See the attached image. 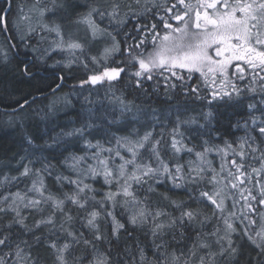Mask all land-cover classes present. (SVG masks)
<instances>
[{
	"label": "snow or ice",
	"instance_id": "1",
	"mask_svg": "<svg viewBox=\"0 0 264 264\" xmlns=\"http://www.w3.org/2000/svg\"><path fill=\"white\" fill-rule=\"evenodd\" d=\"M11 6L12 0L0 5V67L13 82L35 81L41 99L48 98L44 88L55 97L68 76L76 79L74 66L86 78L72 89L107 83L111 91L123 82L134 99L113 96L119 116L113 110L99 118L111 125L131 114L130 122L147 130L103 143L85 138L95 124L62 130V137L82 140L84 150L66 147L58 164L25 133L15 165L10 158L0 167V264H264V0H38L35 25L14 24L16 35L8 26ZM56 53L64 57L48 67H63L44 84L37 73ZM7 91L16 105L8 122L15 117L22 126L37 96L14 95V86ZM57 102L46 105L49 113ZM240 108L246 114L221 132V109L236 115ZM198 136L207 137L199 151L188 146ZM181 153L194 159L181 163ZM48 177L59 191L49 188ZM98 178L107 191L88 182ZM165 182L185 198L160 192ZM245 241L256 255L242 261Z\"/></svg>",
	"mask_w": 264,
	"mask_h": 264
},
{
	"label": "trees",
	"instance_id": "2",
	"mask_svg": "<svg viewBox=\"0 0 264 264\" xmlns=\"http://www.w3.org/2000/svg\"><path fill=\"white\" fill-rule=\"evenodd\" d=\"M32 2L37 4L38 0H12V6L8 13V26L9 31L12 35H15L16 32L13 26L10 25V14L13 11V8L16 4L19 2ZM83 3L86 0H78V2ZM90 0H87V3H89ZM194 3L195 0H192ZM24 3V5H25ZM85 3V4H87ZM4 4V0H0V5ZM84 5V4H82ZM79 11H85L86 9L81 7L78 9ZM11 28V29H10ZM0 40H3L4 42V33L0 32ZM16 42V41H14ZM18 42V41H17ZM21 51V50H20ZM29 56L32 54L28 53ZM58 54V53H57ZM116 59H120V57H116ZM48 65H51L50 61H47V64L42 68V70L37 73V80H43L44 84H48L52 82V74L59 68H62V65H57L56 68H50ZM74 71L76 74V79H73L71 76L67 77V81L65 86L56 93L59 97H65V94H67V101L60 100L63 107H66L64 112L55 114L54 117L50 116L47 119H41L38 118L37 120L35 118V122L32 124H29V127H26L24 131L22 130V135L17 131L16 129H2L0 127V167H3V164L6 163L10 158H13L14 153L23 154L26 145L24 143V135L25 133L31 135L33 139L35 140V143L37 145H40L43 149V154L45 156H48L53 159V163H59L64 155H67V151L65 148L67 147L68 151H75V152H81L84 150V144L82 140L72 138L70 141L74 144L73 146H68L67 141L64 140L66 137H62L60 135L61 131H68L71 130L73 127H80L82 125L86 124H95L98 127L89 128L87 129V132L85 133V138L92 140L95 142L96 140H101L103 143L105 140L111 139L113 136H125L127 135L133 128L138 129L140 134L142 135L144 131L147 130V128L141 127L140 123H131V116H127L126 120H121L119 123L114 124H107L106 122H102L101 120L97 119L98 115H102V111L104 109L105 112H108L107 105L109 102L110 97L116 96L119 97L121 93L123 92L124 95L127 97L128 100L134 99V93H132L129 89H126L123 85V82L116 83L113 85L112 90L109 91V85L107 83L104 84H98V85H85L82 89L77 87L76 89H72L71 85L78 84L80 79H84L85 74L83 69H75ZM0 124L7 125V127H10L8 123H5L4 120H9V114L11 113L12 108H15L16 105L13 102V100L10 98L7 89L9 86H14L19 89L14 95H19L21 92L27 94L28 92H31L32 95L37 96L36 103L32 105L30 109H27V111L23 114V118H31L32 113L39 111L40 109H43V112L40 113L42 116L45 114V112H48V109L46 105L49 104L50 98L53 97L51 92L44 88V92L47 95V99H41L39 96V93L36 91V82H13L11 78V73L7 72L5 69L0 67ZM43 87V85H41ZM88 98V102L85 100V98ZM140 101L137 100L136 103H139ZM115 105H118L116 103ZM56 107V106H55ZM115 113L117 116H119V105L115 109ZM91 111V112H90ZM223 115H222V127L220 129L221 132H227L229 131V122L235 123L236 122V116H243L246 114V110L244 108H240L236 110V115L233 114L232 109H221ZM90 112V113H89ZM112 112V111H111ZM54 114V110L52 111V115ZM96 115V116H94ZM15 117H13L14 119ZM34 118V117H32ZM109 119H112L110 116ZM144 118L141 117V120ZM2 122V123H1ZM203 123V121H201ZM17 124H20L19 122ZM170 127V126H169ZM213 127H215V124H213ZM100 129V130H98ZM157 131H159V128H157ZM235 136H242L243 131H237L236 129H231ZM188 135H192V133H188ZM52 137H56L57 140H59L61 143L59 145H53L52 147H47V143H51ZM225 139H231V136L225 135ZM201 139H207V137H197L196 139H192L189 143V147L196 145V150L199 151V145ZM64 142V143H63ZM212 143L220 144L221 140L219 138H214L212 140ZM115 141H112V145L105 144V147L114 146ZM31 151V149H29ZM37 154L39 155V151H37ZM63 154V155H62ZM170 153L165 152L164 156L165 159L169 158ZM18 158V157H16ZM144 158L147 157V153H145ZM179 162L183 163L186 161H189L191 159H194V156L189 155L187 153L181 154L179 157H177ZM215 162V161H214ZM12 165H15V158L12 159ZM38 167V165H37ZM4 171H8L7 168H4ZM12 175H15L16 173L13 171L11 173ZM65 175L68 173L65 172ZM89 183L93 184V186L98 190V192L102 193L104 191H107V187L103 184L102 179L97 180H89ZM46 183L48 184L49 188L52 191H59V186L56 185L53 178L48 177L46 178ZM25 181L23 183L19 184L20 188H23L25 185ZM3 189H0L2 191ZM10 190H16L15 186L11 187ZM71 188L68 185H65L63 188V191H70ZM134 190H136L139 194H143V190L137 188L134 186ZM158 190L160 192H168L170 195H173L174 198H185V192L183 189H172L171 185L167 182L164 184H161L158 186ZM100 198L99 195L97 197ZM153 199H157L156 197H153ZM71 207V206H70ZM201 207H205L204 205H201ZM206 211L210 212V208H206ZM123 212L122 209H117V213L121 214ZM74 216L77 215L76 211L74 210L72 213ZM80 215H83V213H80ZM79 227V223L76 225ZM129 231H132L131 226H129ZM133 235L137 236L141 241L145 239V236L142 231L134 232ZM244 250L246 255L242 258L243 260H246L248 258L247 253H251L252 257H255L256 253L253 250V246L248 244L246 241L244 242ZM43 252L44 250L41 249ZM149 255H151V252H149Z\"/></svg>",
	"mask_w": 264,
	"mask_h": 264
},
{
	"label": "rangeland",
	"instance_id": "3",
	"mask_svg": "<svg viewBox=\"0 0 264 264\" xmlns=\"http://www.w3.org/2000/svg\"><path fill=\"white\" fill-rule=\"evenodd\" d=\"M87 1V0H86ZM86 1H84L83 3H80L81 1H79V4H84L85 5V3H87ZM35 2L36 1H34V3H32V2H28L27 1V3H25V2H19L18 4H16L15 5V7L13 8V11L11 12V14H10V25L11 26H14V24H16V23H19L22 27H24L25 29L27 28V26L29 25V23H31L32 25H35V23H36V19L38 18V16H37V12H36V6H37V4H35ZM24 3H25V5H24ZM25 15H27V16H30V17H32V19H31V21H28V20H23L22 19V17L23 16H25ZM14 28V27H13ZM37 31H39V29H37ZM15 32V31H14ZM15 35H16V33H15ZM1 37V36H0ZM35 41H33V43H34ZM3 43V40H0V44H2ZM21 51L23 52V51H26V50H24V49H21ZM30 53V52H29ZM31 54V53H30ZM64 57V54H62V53H56V54H54L53 55V58L52 59H50V60H48V61H50L51 62V64H53V62H54V60H59V59H62ZM58 95L56 94V96L55 97H51L49 100H57L58 102L56 103V107L54 108V114L52 115V112L51 113H49V112H45V113H48L47 114V116H46V118L45 119H47V117L49 118L50 116H52V117H54V115L55 114H58V113H61V112H64L65 111V109H66V107H63L62 106V104H61V101L60 100H62L63 99V97H61L60 99H59V97H57ZM64 100V99H63ZM108 104L109 105H107V109H108V112H111V111H113L114 110V108L116 109L117 107H118V105H115L116 104V102L113 100V96L112 97H110V99H109V102H108ZM91 112V111H90ZM89 112V113H90ZM103 113H105V111H104V109H103V111H102V114ZM129 116H131V114H128ZM24 116V115H23ZM42 116V114L41 115H36L35 114V112L34 113H32V117H34V118H27V117H25V118H23V125L21 126V124H17L19 121L18 120H16L15 118L13 119V123H9L8 121L9 120H4V122L5 123H8L9 124V126L10 127H7V125H4V124H0V127L2 128V129H6V128H10V129H16L17 131H19V133L22 135V130L24 131V129L26 128V127H29V124H32V123H34L35 122V118L37 119V120H39L38 118H40ZM94 116H96V115H94ZM100 115H98L97 116V119L98 120H100ZM20 123V122H19ZM64 140H66L67 141V145L68 146H73L74 144L70 141V139L69 138H66V139H64ZM64 143V142H63ZM125 150L124 149H121V152H124ZM181 154H183V153H181ZM181 154H179V156L181 155ZM178 156V157H179ZM145 159H147V158H145ZM209 159H211L212 161H213V163L216 165V166H219V164L221 163V160H220V157L216 154V153H212V154H210L209 155ZM215 161V162H214ZM116 163L118 164L119 163V160H117L116 161ZM27 183H29V181H25V184H27ZM24 184V185H25ZM13 191H15V190H13ZM239 207H240V205H237V209H239Z\"/></svg>",
	"mask_w": 264,
	"mask_h": 264
},
{
	"label": "bare ground",
	"instance_id": "4",
	"mask_svg": "<svg viewBox=\"0 0 264 264\" xmlns=\"http://www.w3.org/2000/svg\"><path fill=\"white\" fill-rule=\"evenodd\" d=\"M87 2V1H86ZM11 29V28H10ZM13 34V33H12ZM17 42V41H16ZM2 123V122H1ZM235 133V132H234Z\"/></svg>",
	"mask_w": 264,
	"mask_h": 264
}]
</instances>
